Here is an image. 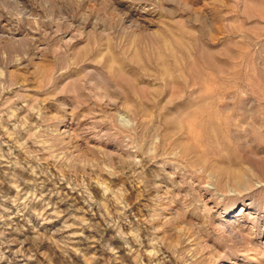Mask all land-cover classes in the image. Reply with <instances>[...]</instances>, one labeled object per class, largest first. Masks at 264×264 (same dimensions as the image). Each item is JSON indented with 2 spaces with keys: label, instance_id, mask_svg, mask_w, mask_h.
Wrapping results in <instances>:
<instances>
[{
  "label": "rangeland",
  "instance_id": "rangeland-1",
  "mask_svg": "<svg viewBox=\"0 0 264 264\" xmlns=\"http://www.w3.org/2000/svg\"><path fill=\"white\" fill-rule=\"evenodd\" d=\"M0 264H264V0H0Z\"/></svg>",
  "mask_w": 264,
  "mask_h": 264
},
{
  "label": "bare ground",
  "instance_id": "bare-ground-1",
  "mask_svg": "<svg viewBox=\"0 0 264 264\" xmlns=\"http://www.w3.org/2000/svg\"><path fill=\"white\" fill-rule=\"evenodd\" d=\"M192 115H193V114H192ZM190 118H191V117H190ZM187 120H188V119H187ZM211 120H212V119H211ZM212 124H213V123H212ZM236 181L239 182L240 180L237 179Z\"/></svg>",
  "mask_w": 264,
  "mask_h": 264
}]
</instances>
